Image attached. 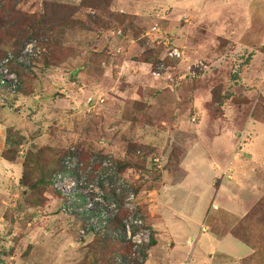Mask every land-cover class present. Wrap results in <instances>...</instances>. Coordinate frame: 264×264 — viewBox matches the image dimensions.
I'll return each instance as SVG.
<instances>
[{
	"label": "rangeland",
	"instance_id": "374dc122",
	"mask_svg": "<svg viewBox=\"0 0 264 264\" xmlns=\"http://www.w3.org/2000/svg\"><path fill=\"white\" fill-rule=\"evenodd\" d=\"M44 2L74 8L81 0H7L0 6V19L38 13ZM134 2L139 11L131 13ZM12 8L16 11L10 15ZM109 11L94 8L78 28L70 22L65 32L50 27L47 35L39 28L35 35L44 39L46 53L35 70L22 74L17 103L0 111V162L2 156L23 162L31 154L30 159L40 160L31 164L40 191L20 186L21 164L15 166L18 183H3L0 170V264H114L116 256L131 253L128 246L108 234L82 231L100 198L122 206L128 193L135 196L154 240L149 220L160 217L158 205L164 224L188 227L177 229L184 239L194 227L186 216L174 217L176 212L206 220L218 234L235 233L243 218L228 222L212 211L202 212L213 207L209 197L215 199L218 183L209 190L212 176L200 160L212 168L224 159L229 168L223 178L229 182H236V172L244 173L241 199L249 207L241 208L247 216L258 205L246 200L252 199L249 192L256 184H264V124L255 122H264V72H258L264 62V0H120ZM124 11L143 30L140 41L133 42V34L124 42L113 37L114 28L125 22ZM155 23L159 33L148 31ZM99 25L107 26L106 35L99 34ZM147 31L151 34L145 38ZM164 37L187 56L188 63L177 64L182 80L171 69L156 78L145 65L155 60ZM4 44L3 50L10 47ZM200 61L205 67L193 72ZM254 147L257 156L248 159L247 150ZM184 168L186 181L161 203L160 195L171 191ZM220 171L213 170L217 178L224 169ZM118 180L126 186L117 187ZM70 202L72 213L65 210ZM126 215L121 209L113 231ZM218 221L229 227H216ZM230 240L228 254L237 259V247L245 246ZM101 244L110 247L107 255L98 253ZM204 256L211 264L208 252ZM154 257L159 264L166 259L163 253ZM186 263L193 264L189 258L178 264Z\"/></svg>",
	"mask_w": 264,
	"mask_h": 264
},
{
	"label": "trees",
	"instance_id": "16d2710c",
	"mask_svg": "<svg viewBox=\"0 0 264 264\" xmlns=\"http://www.w3.org/2000/svg\"><path fill=\"white\" fill-rule=\"evenodd\" d=\"M6 1L7 0H0V6L2 4L4 6ZM119 2L120 0H81L80 4L74 8L68 7L67 5L63 6L62 4H59L57 2H44L38 13L35 12L34 14L22 15V17H18L17 19H15V21L9 20L7 22H4L3 19H0V46L2 45L3 42H5V44L6 43L10 44V47L5 50H3L0 47V59H2L9 51H13L18 54L20 48L23 45L22 43L25 40L28 41L31 38H35L36 31L41 27L43 28V30L45 31L47 35L50 34L53 28L54 30L64 28V32H65V29L68 28L66 26L70 22L71 23L73 22L74 28H78L79 27L78 25L83 23L86 17L88 18L90 16L87 14L88 11H91L92 9L95 8V10L110 13L109 10L111 9V7L116 6L117 4H119ZM15 11L16 9L12 8L9 14L10 15L14 14ZM125 12L126 11H124L122 15H120L121 17L125 18V22L124 23L122 22L123 24L121 25L120 28L118 29L114 28L113 37L118 35V39L124 42L125 40H128L129 35L133 34L134 35L133 39L136 41H140L141 39H143V38H139L141 34L143 33V30H140L139 28L140 26L134 24V19H132V16L129 13L127 12L125 13ZM131 13H134V11ZM113 23L114 22L110 23V25ZM106 25H108L107 22H106ZM155 25H158L159 27V24L155 23L150 27L148 31H151L152 27ZM50 27H53V28H50ZM105 27L107 26L99 25V27H97L99 34H102V36L105 32H107L104 30ZM110 30L111 28L108 29V31ZM147 32L145 36L143 37L145 38L148 37ZM95 34L98 35V33H95ZM165 39L170 40V38L164 37L163 41ZM170 41L171 43H173L172 40ZM167 50L168 49H166L163 44L159 45V47L156 48L154 52L155 60L152 63H146L145 65H148L150 67V73H152L157 67H160L163 65V68H164L162 71L163 73H165L167 69H171V71L175 74V78L182 80L184 77L180 75L179 76L176 75L177 64L180 62L188 63L187 56H184L181 59H169L168 57L164 55ZM45 61H49L48 58H46ZM191 62L192 61H189V63ZM38 63L34 66L33 68L34 70L36 66L38 65ZM196 75L199 76L198 73ZM12 107L13 106L7 107L6 105H4L0 107V111L10 110L12 109ZM8 143L9 142L7 139V144ZM31 155L25 157V160H23V162L12 161V160L7 159L5 156L4 157L2 156V159L3 161H5V163L7 162V164L10 166L18 165V163L22 165V172L20 174L21 177L19 179V183L21 187H24L29 190L33 189V190L40 191V184H39L40 180L34 179L32 175V168H31V164L34 161L40 162V160H34V157L33 159H30ZM4 173H5L4 179L2 180L3 183H6V182L11 183L15 181H17L18 183V179L16 178V176H14L15 172H13L12 168L7 167L6 170H4ZM8 173H11L10 178L8 177ZM241 224L242 225L240 229L236 231L235 233H232V235L252 250V254L246 257L245 259H243L242 264H264V199L263 198H261L258 201V205L254 208V210L249 215L247 216L245 215L243 217ZM83 229H85V225ZM86 232H89L91 235L100 234L98 232H95V230L90 225H87V228L82 231V234H86ZM106 240H107V243L108 242L112 243L111 242L112 240L110 239H106ZM154 245H155V241L152 238L150 246L152 247ZM109 248L110 247L108 245L101 244L100 248L97 247L96 249L99 251L98 253L107 255V253H109L108 252ZM3 249L5 250V253L7 254L6 251L8 250V248L7 250L6 248H3ZM93 249L95 250V245L92 247V250ZM147 249L148 248L143 250V258L145 261L147 259V252H146ZM128 250H131V248L128 247ZM10 253L11 251L9 252V254ZM124 256L123 255L116 256L113 260V262H115L114 264H121L116 260V258H123Z\"/></svg>",
	"mask_w": 264,
	"mask_h": 264
},
{
	"label": "crops",
	"instance_id": "0c3cea01",
	"mask_svg": "<svg viewBox=\"0 0 264 264\" xmlns=\"http://www.w3.org/2000/svg\"><path fill=\"white\" fill-rule=\"evenodd\" d=\"M135 2H138V1H135ZM135 2L132 4V10L134 12H138L139 5ZM130 7L131 5H129V8ZM262 39H263L262 47H264V35L262 36ZM133 42H135L134 39H133ZM255 45L256 43L250 44L249 45V47H251L250 49L254 50L253 48ZM263 67H264V62L262 61L261 70H258L259 73L262 72L261 74H263L264 72ZM262 76H264V74ZM248 122H249L248 124L249 126L253 125L250 123L252 121H248ZM255 122L264 124V122H261V121H255ZM253 153L255 156L253 155ZM247 154L250 156V158L247 157L248 159H251L252 156L256 157L257 153H256L255 147L247 150ZM209 161H211V159ZM258 161H259V158L255 162L252 161L251 164L257 167L256 163ZM201 162L202 160H200V164H202L203 167L206 168L207 172L214 179V180H211L212 179L211 178L210 181L208 182L209 190H211L212 187H214L216 182L218 183V187L216 188V191L214 194L215 199H211V197H209V201H211L210 204L213 207H210L209 209H205L202 212L205 213L206 210L208 212L212 211L213 217L214 216H218V217L224 216L228 222L236 221V220L239 221L240 219H242L243 216L247 213V210H242L241 207L242 206L247 207V208L249 207V204L244 203L241 199V196H243V192H244L243 184L245 182V177H246L245 174L243 173V175H241L239 174L240 172L238 171L235 173L236 182H229L223 178L224 174L227 172V169L229 168V165L226 163L224 159H221L220 162H215L212 165V168L206 167L205 163H201ZM15 166H19V165L10 166L7 164V162L5 163V161L0 162V170L2 169V172H4V170H6L7 167H11L14 172L18 173L20 170L16 169ZM221 169H224L222 173V177L217 178L218 176L214 175L213 170H217L221 172L220 171ZM185 175H186V168H184L181 171V176L175 177L176 181H173L171 186H169V189H171V191L167 190L166 192L160 195L159 201L161 203L168 200L167 197H174L176 195L175 193H173L175 192L174 188L181 187V185L186 181ZM230 183H233V184H230ZM254 189H255L254 192H249L252 194V196L249 198H252V199L250 201L246 200V202L254 203V204L258 202L264 193L263 192L264 184H262L260 187H259V184H256ZM245 195L242 198L245 199ZM155 207L157 208L159 207L161 214L159 218L157 216V219L149 220L152 226L154 227L155 236H156L155 237L156 240L154 241L156 242H155V245L152 246L151 248L150 259L149 260L147 259L148 261L146 264H155V263L159 264L155 257L153 259L151 258L154 255L156 256L160 253H163L164 256L166 257V259H164V262L160 264H178L179 262L187 258L191 259L193 264H207V262L202 260V258H205L204 255L207 252H208V256H209V260L211 264H242V260L252 254V250L248 246L243 244L241 241H239L237 238H235L231 233L218 234L216 233V231L212 229L210 225H208L206 220L202 222L196 221L194 217L191 215V213L189 212L187 213V215L180 214L179 212H176L173 214V216L176 218L186 216L187 217L186 220L189 221L191 223L190 225L194 227L190 233L187 231L188 237L186 239H184L183 231H182V235L179 237V235H177V229L178 228L188 229V227H184L183 224H181V226H177L176 224H171V223L164 224L163 222H165V220H164L163 215L165 214L161 210V206L158 205ZM156 209L151 210V211L156 212L157 211ZM169 211H172V210H169ZM224 224L226 228L229 227L228 224H226L225 222L223 223L222 221H218L216 227L224 226ZM230 239H235L236 241L240 242L242 245L245 246V247L243 246L237 247L241 249V253H240L241 256L237 259L233 258L232 256L228 254V252L230 251V247L233 246V242ZM186 264H189V263H186Z\"/></svg>",
	"mask_w": 264,
	"mask_h": 264
},
{
	"label": "built area",
	"instance_id": "2783aa9c",
	"mask_svg": "<svg viewBox=\"0 0 264 264\" xmlns=\"http://www.w3.org/2000/svg\"><path fill=\"white\" fill-rule=\"evenodd\" d=\"M152 31L159 33L160 28L158 25H155L152 27ZM150 34L151 32L147 33V35ZM43 41V38H32L22 45L18 54L9 51L0 59V107L4 105L10 107L17 103L23 86L22 74L32 71L34 66L41 60L46 52ZM160 43L168 49L165 56L169 59H181L184 57L182 50L171 43L169 39H165L159 42V44ZM200 65L201 68L205 67L203 62L200 61L192 67V70H194L193 72H195V69L199 68ZM163 69V65L157 67L152 72V75L156 78H160L164 74L162 72ZM11 101L14 103L12 104ZM60 179V176L56 177L54 182L57 183ZM122 185L126 186L123 180H118L116 186L120 187ZM128 195L122 206L115 200L110 201L105 198H100L97 208L95 206V216L91 215L88 219L89 225L92 226L95 232L108 234L114 241L131 248V253L129 255H125L123 258L118 259L121 264H134L137 259L142 262L144 259L143 250L150 246L153 237L152 231L145 224L139 208L135 203V196L132 193H128ZM121 209H125L127 215L124 217L121 227L113 231L111 225L121 215ZM65 210L71 213L75 211L72 202H70V205L67 206Z\"/></svg>",
	"mask_w": 264,
	"mask_h": 264
},
{
	"label": "clouds",
	"instance_id": "9594fccd",
	"mask_svg": "<svg viewBox=\"0 0 264 264\" xmlns=\"http://www.w3.org/2000/svg\"><path fill=\"white\" fill-rule=\"evenodd\" d=\"M33 70V69H32ZM21 95V94H20ZM19 98V97H18ZM149 248V247H148Z\"/></svg>",
	"mask_w": 264,
	"mask_h": 264
}]
</instances>
